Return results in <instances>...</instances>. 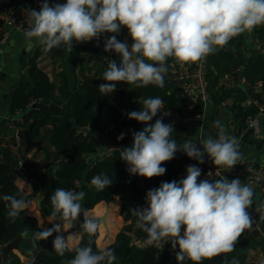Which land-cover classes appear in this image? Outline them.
<instances>
[{
    "label": "clouds",
    "instance_id": "1",
    "mask_svg": "<svg viewBox=\"0 0 264 264\" xmlns=\"http://www.w3.org/2000/svg\"><path fill=\"white\" fill-rule=\"evenodd\" d=\"M25 12L29 25L24 31L27 47L31 48L35 39L46 52L61 46L72 52L74 42L99 40L105 33L119 34L122 27L127 28L131 44L119 41L116 35L104 41L105 52L119 55V62L110 60L103 73L106 83L98 86L105 96L113 93L119 82L137 88H162L169 58L180 63L201 61L234 38L264 26V0H66L51 4L43 0L39 11ZM163 108L162 98L149 97L140 110L127 113L129 120L146 125L133 131L131 146L118 149L130 175L146 179L162 176L166 173L162 164L174 159L178 151L201 164L206 154L216 168L229 170L241 160L240 141L229 135L219 120L214 122L218 129L216 138L209 135L199 144L191 140L177 144L172 138L173 124L164 123L162 118L149 123ZM124 137L122 132L117 140ZM201 172L196 165L187 166L184 178L149 189L145 206L129 209L137 218L136 228L147 234L146 244L163 247L170 242L173 250L179 248L175 256L178 264L186 259L202 264L204 260L231 253L242 234L253 228L254 218L249 209L254 188L239 178L229 180L226 176L214 181L200 180ZM90 183L97 191H103L113 180L99 173ZM84 196L83 191L55 189L50 197L52 227L34 232L33 246L55 233L53 249L63 256L70 250L63 234L66 226L78 221L81 214L80 229L94 236L99 223L83 208ZM3 200L13 223L31 203L12 195H4ZM255 210L264 219V203ZM72 250L75 255L69 264H114L117 260L112 248L94 251L89 244ZM230 264L240 262L233 259ZM257 264H264V257Z\"/></svg>",
    "mask_w": 264,
    "mask_h": 264
},
{
    "label": "trees",
    "instance_id": "2",
    "mask_svg": "<svg viewBox=\"0 0 264 264\" xmlns=\"http://www.w3.org/2000/svg\"><path fill=\"white\" fill-rule=\"evenodd\" d=\"M56 2L57 0H49L50 4ZM256 30L260 39H263L262 26H258ZM122 32L125 33L127 42L131 44L128 30L123 27L119 34H103L102 41L112 35H116L117 39L121 41ZM240 38L241 35L231 40L226 47L210 54L209 65L213 74L209 77L210 81L215 79L216 85L221 82L223 77L234 74V70L243 65V59H240L238 53ZM86 43L74 42L72 52H68L64 46L53 48L51 52L57 58H66L70 65L75 66L87 50ZM41 54L42 52L39 51L29 59L27 78L14 91L11 112H24L22 120L13 123L14 127L18 130H26L34 123L31 138L46 141L40 151L45 158L44 164L42 163L43 169H39L40 167L35 163L30 165L25 160L20 161L21 166H19V157L17 159L9 148H0L2 156L0 158V246L18 239L22 233L28 230L32 233L43 230L39 227L38 221L28 215L27 210L21 212L14 223L11 222L8 217L7 202L3 200L4 195H12L26 200V196L16 181L20 174H25L34 168L38 178L42 175L45 176L41 186L44 192L41 207L45 215H51L50 197L57 188L76 192L83 191L85 196L81 203L87 211L102 201L111 202L115 196H121L125 200L123 218L126 224L117 235L115 243L109 247L114 249L116 261L120 264H178L175 258L176 254L172 256L165 249H158L153 245L148 248L134 245L133 241L136 239L146 240L147 234L136 228L137 218L131 215L129 209L145 206V196L149 189L158 188L165 181L177 180L180 172L193 159L188 158L182 151H178L174 159L162 164L166 168L164 175L146 179L138 175H130L127 172V165L120 159L118 149L109 150L93 163L88 161V157L105 148V136L117 137L138 123L135 120H129L127 113L140 110L146 98H162L164 101L163 112L180 118L192 117L204 111L205 105L201 102L194 105L188 97L184 96L181 83L177 84L175 81L180 72V69L177 68L179 63L169 58L168 72L165 75L162 88L154 85L137 88L133 84L119 82L115 91L105 96L98 88L100 84L106 83L103 80V73L107 70L110 60L115 59L119 62L118 54L108 52L105 61L106 69L103 71L101 69L96 75L86 76L80 89L71 87L70 79L64 74L56 94L55 85L39 66ZM102 59L104 60V58ZM195 65L196 62L191 63L190 69H193ZM250 70H259L261 73L259 77L263 79L264 60H251ZM247 74L250 78L254 76L250 73ZM216 85L209 86L214 95L218 94ZM121 89L125 91L123 95L116 91ZM254 97L264 104L261 94H254ZM52 102L60 108L53 109L50 106ZM173 126L172 138L176 140L177 144H182L187 140L199 144L198 137L193 132L176 122ZM33 149L31 148L28 153ZM110 151L111 155H109ZM17 170H20V174ZM49 170L51 171L49 172ZM99 173H105L113 180L112 185L103 191H97L90 183L91 178ZM163 176L165 181L162 180ZM36 192H39V187L36 188ZM97 221L100 224L99 220ZM79 231L82 234L79 246L90 244L94 251L100 250L96 244L99 231L94 236L84 233L80 227ZM55 235L54 233L47 240L36 241L35 247L33 239L23 243L22 254L34 259L38 254L44 252L39 264H65L66 261L69 263L74 258L75 252L69 250L63 256L58 255L52 244ZM262 246L264 247L263 244ZM14 260L16 264H21L19 258ZM237 260L243 264V259ZM6 263L9 264L10 261ZM6 263L3 262L0 253V264ZM182 264H192V262L186 259ZM202 264H226V258L221 254L210 260L202 261Z\"/></svg>",
    "mask_w": 264,
    "mask_h": 264
},
{
    "label": "crops",
    "instance_id": "3",
    "mask_svg": "<svg viewBox=\"0 0 264 264\" xmlns=\"http://www.w3.org/2000/svg\"><path fill=\"white\" fill-rule=\"evenodd\" d=\"M36 1H38L40 5L43 2V0H0V20H3V15L11 5L20 13L26 14V9H34V3ZM65 2L66 0H57L56 3ZM262 29L264 31V26H262ZM7 30L9 32L8 39L0 44V148H9L17 159L19 157V166H21L20 161L25 160L29 162L30 165L35 163L40 167L39 169H43L42 163L44 164V154L42 152H37V148H34L28 153L27 145L18 137V131L20 130L14 127L13 123L22 120L21 118L24 112H11V102L14 91L16 87L27 78L26 72L29 68V59L35 53L39 51L42 52L39 58V66L47 73L50 81L55 85L57 94V89L61 85L64 74L70 79L71 87L80 89L86 76L96 75L100 72L98 68L95 69V66L103 67V63L107 60V57L104 55L105 53H102L99 46L101 60L95 58L90 59L91 50L87 47V50L82 54L78 63L72 66L66 58H57L51 51H49L50 54L44 53L43 48L35 39L33 41V46L31 48L27 47L24 33L18 32L14 28L1 23L0 39L4 31ZM124 41H127V39L124 38ZM97 44L99 45L98 42ZM238 50L240 59H243V65L236 68L239 72L231 80L229 78L232 76L228 75L223 77L218 85H216L215 79L210 81V86L213 84L217 86L216 90H218V94H213L214 96L212 98L210 94V98L204 106L203 119L199 121L189 117L180 118L174 115V120L188 131L193 132L198 137L199 142L209 135L213 138L217 137L218 129L214 126V122L219 120L224 125L226 132L240 141V151L242 153L240 161L245 164H251L258 170H262L264 169V104L261 103V100L255 98L254 94H261V99L264 100V78L261 79V77H259L261 76L259 70H250V62L256 59L264 60V38L260 39L256 29L251 33L246 32L241 35ZM102 58H104V60ZM98 63H100V65H98ZM178 63L179 67L177 68L180 69V71L190 69L191 63ZM209 70L213 74L211 66ZM247 73L255 77L253 76L250 78ZM175 81L177 84L179 83L178 80ZM231 83H233V85H231ZM59 108L58 106V109ZM250 128L254 129V132L251 134L249 131ZM41 140H43L42 146H45L46 141L44 139ZM108 151L109 149L105 148L99 150L94 155H89L88 161L93 163L96 159L101 157V155H99L100 153L105 154ZM1 157L0 155V158ZM206 162V156H204V163L202 164L198 163L196 160H192L180 172L176 181L178 182L186 176L187 166L196 165L202 169V166L205 165ZM223 169L224 176L232 180L237 178L235 174L238 173L240 167L235 166L231 170L226 168ZM51 170H49V172ZM17 172L20 174V170H17ZM203 172L204 170L202 169L201 175ZM44 179L45 176L43 175L38 178L37 172L32 168L27 171V173L20 174L16 181V184L26 196V201L31 202L29 208L26 209L28 215L35 218L38 221L39 227L42 229L52 226V223L49 222L50 215H45L41 207L44 198V192L41 186ZM216 179L218 178H210L209 180L214 181ZM248 179L249 178H243L240 179V181L249 184ZM249 185L254 188L253 205L249 209L252 213L261 203H264V179L257 178ZM37 187H39V192H36ZM39 196L42 197L40 201H38ZM124 202L125 200L123 197L115 196L111 202L102 201L88 211V215L91 218L99 220L100 222L98 229L99 236L96 240L98 249L109 248L114 244L117 235L126 224L123 218ZM103 217L106 218L105 223L101 221ZM259 217H261V215ZM76 222L77 221H74L71 225L66 226V232L63 233L68 240L70 250L78 247L82 239L79 228H76ZM255 230L258 235L253 233ZM27 233V236L22 235L20 239H18V249L10 252L8 259L3 262L6 263L10 261L9 264H16L14 259L19 258L21 264L33 263L35 258L32 259L22 254V244L33 239L32 231L28 230ZM133 243L140 248H148L150 246L146 244V240L144 239H136ZM262 244L264 245V219H262L260 228L253 227L251 230H246L244 234H242L233 252L223 254L226 258V264H230L234 258L243 259V264H257L258 260L264 257V247ZM2 246H0V248ZM164 249L172 256H175L176 252L179 251L178 247L173 250L170 242ZM65 264L69 263L66 261Z\"/></svg>",
    "mask_w": 264,
    "mask_h": 264
},
{
    "label": "built area",
    "instance_id": "4",
    "mask_svg": "<svg viewBox=\"0 0 264 264\" xmlns=\"http://www.w3.org/2000/svg\"><path fill=\"white\" fill-rule=\"evenodd\" d=\"M34 9L39 11L40 3L36 1L34 3ZM4 24L8 27L14 28L18 32L24 33L25 30L28 29L29 25L26 21V14L20 13L14 6H10L6 13L3 15ZM9 32L4 31L2 38L0 39V44L8 39ZM100 46L102 53H108L104 51V41L100 37L99 40L95 39ZM209 55L201 61L196 62V65L193 69H184L179 72L177 80L181 83V88L183 90V94L185 97H188L190 101L195 105L198 102L203 103L204 105L210 98V77H209ZM239 70H234V74H232L229 79H233L238 74ZM233 85V83H231ZM264 110V109H263ZM192 119L202 120L203 112L199 113L195 116L189 117ZM207 157V162L202 166L204 170L203 174L198 178L200 180L210 179V178H220L224 176L223 168H216L212 161ZM240 167L238 173L235 174L237 178H249L248 183L251 184L257 178L264 179V169L258 170L251 164H245L241 161L236 165ZM211 173V174H209ZM209 174V175H208ZM252 216L254 218V228H260L262 219L260 213L256 210L252 211ZM168 243L162 246L153 245L155 248L164 249ZM179 249V248H178Z\"/></svg>",
    "mask_w": 264,
    "mask_h": 264
},
{
    "label": "water",
    "instance_id": "5",
    "mask_svg": "<svg viewBox=\"0 0 264 264\" xmlns=\"http://www.w3.org/2000/svg\"><path fill=\"white\" fill-rule=\"evenodd\" d=\"M0 23L4 25V21L1 19ZM124 38H125V33L122 32L121 33V42H124ZM87 47L90 48L91 50V55H90V59H98L100 60V53H99V45L97 44L96 40L93 39L92 41L87 42ZM44 53L46 54H50V52H46L43 50ZM53 56V55H52ZM210 67V66H209ZM209 75H212L211 71L209 72ZM117 92L121 93L122 95L125 93V91L123 89L121 90H116ZM213 93H211V98L213 97ZM147 99V98H146ZM50 106L55 109L58 110V106H56L54 103H51ZM158 118H162L164 123H171L174 124L175 120H174V115L169 113L167 115H165V113L163 111H161L160 113H158L157 117H154L152 121H150L149 123H155V120ZM146 125L142 124V123H137L134 127L130 128L126 133H125V137L123 140H117V137H112V136H105V148H112L113 149H123L125 147H129L130 144H132L133 142V138H132V133L133 131H140L142 130L143 127H145ZM34 130V123L26 130H20L18 131V137L24 141V143L27 145V151H29L31 148H37V152H40L43 149V140H33L31 138V133ZM250 134L254 132L253 128H250ZM255 143V142H254ZM163 166V165H162ZM163 181H165V177L163 176ZM41 196H39L38 201L41 200ZM83 220V216L81 214L80 218L78 219V221L76 222V228H79V223L82 222ZM101 221L103 223L106 222V218L103 217L101 219ZM255 235H258L257 231L255 230V232H253ZM20 239V237L18 238ZM14 240L13 242L4 245L0 248V253L2 256L3 261H6L9 257L10 252H12L13 250L18 249L19 247V240ZM44 252H41L40 254H38L33 263L32 264H39L40 263V259L42 257V254ZM114 264H120L119 262H114Z\"/></svg>",
    "mask_w": 264,
    "mask_h": 264
},
{
    "label": "rangeland",
    "instance_id": "6",
    "mask_svg": "<svg viewBox=\"0 0 264 264\" xmlns=\"http://www.w3.org/2000/svg\"><path fill=\"white\" fill-rule=\"evenodd\" d=\"M104 55H106V57H107L108 54H104ZM98 65H100V63H98ZM106 67H107V64L104 62L103 63V67H101V66H99V67L98 66H95V69L98 68V70H101L102 69L101 71H103L104 69H106Z\"/></svg>",
    "mask_w": 264,
    "mask_h": 264
}]
</instances>
